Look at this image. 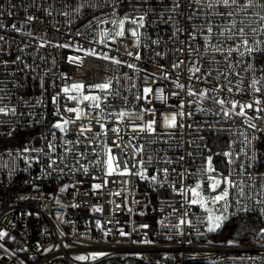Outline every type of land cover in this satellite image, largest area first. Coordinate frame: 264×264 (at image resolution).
I'll return each mask as SVG.
<instances>
[{
	"label": "built area",
	"instance_id": "built-area-1",
	"mask_svg": "<svg viewBox=\"0 0 264 264\" xmlns=\"http://www.w3.org/2000/svg\"><path fill=\"white\" fill-rule=\"evenodd\" d=\"M173 2L0 0V264H264V236L220 239L204 209L227 188L226 221L264 219V52L228 56L221 35L264 9Z\"/></svg>",
	"mask_w": 264,
	"mask_h": 264
},
{
	"label": "snow or ice",
	"instance_id": "snow-or-ice-1",
	"mask_svg": "<svg viewBox=\"0 0 264 264\" xmlns=\"http://www.w3.org/2000/svg\"><path fill=\"white\" fill-rule=\"evenodd\" d=\"M195 3L199 4L201 3V0H194ZM180 3L179 0H174L171 11L175 12L177 9L180 8ZM209 7H222L224 9H238L239 11H246L249 8H260V9H264V0H247L246 3L241 4L240 0H211V2L208 5ZM216 15H225L227 18L231 19L233 18L235 15H237V12L234 11H226L225 13H220L217 12L215 13ZM254 16H259V20L260 21H264V15H261L259 12H254L253 13ZM29 20L33 19V17H28ZM144 17H140V20L143 21ZM171 19V17H170ZM188 19L191 20L192 16L189 15ZM136 21L134 20L133 23H135ZM252 23H255V20H246V19H239L238 21L236 20H232V26L231 28H226L224 29V32L221 33V35H224L225 32L230 33V35L227 37L228 39H235V38H239V43L237 44L236 47H230L228 49V56H231L232 52H237L239 53L240 56H244V55H248L249 57H253L254 53H262L264 52V49L260 48L258 45L260 43H262L261 41H255L253 40L252 42V46L249 45V40L246 38L248 33H256L257 31H259L262 35H264V27H261L260 29H256V28H251L248 27L247 28V32H246V26L251 25ZM121 26H123V21H121ZM141 26H143V24L141 23ZM201 31H203L204 29L201 28ZM178 31H183V29H178ZM207 32L211 35L213 33V27L210 25L207 27ZM118 35H123V32L121 31L120 33H118ZM133 35L135 36L136 33L133 32ZM194 39V36H193ZM207 41V37L205 38ZM241 48L243 49V51H241ZM217 51H221L220 49H217ZM139 58V57H137ZM117 63H119V61H116ZM131 67V65H129ZM178 65H174V67H177ZM251 67V66H250ZM262 71H264V69H261ZM194 71L198 72L199 69L196 68ZM264 82V77H261L260 81H257L255 79H253L252 81V87L254 89L255 92H261L262 89L260 87H256L257 84ZM74 89L80 90L82 89L84 86L82 84H77V85H73L72 86ZM93 87L101 89V90H106L110 88V82L107 83H102V84H96ZM177 87L183 88L184 86L181 84H177ZM232 89L229 88V91H231ZM65 92L68 91V89H64ZM145 93L151 92L150 88H145L144 89ZM189 95H196V93L189 91ZM201 96H205V93H200ZM71 98V97H70ZM84 99H96L95 97H89V96H85ZM220 103L221 105L224 104L223 100H219V101H215ZM256 103H260L259 100L256 101ZM95 107H99L98 104L95 105ZM233 109L236 107L235 104L232 105ZM246 107L251 108L252 105L248 104L246 105ZM4 111V109H0V112ZM14 111V109H13ZM69 111H72V109H69ZM259 111V109H258ZM241 115H243V111H241L240 113ZM224 115L228 116L229 112L228 111H224ZM67 123V122H65ZM155 122L153 121L152 123H149L147 125V128L149 131H155V129L153 128V124ZM165 123L168 126H172L175 127L176 126V117L172 116L170 119L169 118H165ZM56 128H61V125L58 123L55 125ZM252 127H255V125H252ZM61 130H63L61 128ZM51 147V145H50ZM225 156H230V153H224ZM111 160L112 158H109V168L111 169ZM167 171V170H165ZM205 171L207 172H213L215 171V169L212 167V157L209 156L207 158V168L205 169ZM153 179H155V177H153ZM208 179L210 181H212V183L210 184V189L211 191L215 192L221 185V183H226L232 187H235V185L233 184L232 180L230 178H224V180H217L214 177L209 176ZM96 187H99V185H97ZM201 185L197 184L195 188L190 189L191 193L193 196H197L200 197L201 193L198 191V189H200ZM241 195H243V190L241 189ZM229 196V191L227 188H224L221 190V193L214 196L213 197V202H218V201H222L225 200L227 197ZM193 204L195 203H203V198L201 197V199L198 200H192L191 201ZM247 211V209H245ZM210 221L212 220V217H209ZM227 219V217L224 216H218L215 218V222L212 226H210L208 228L209 232L215 231L216 229H218L221 226V222L223 220ZM4 235L3 233H0V236ZM261 235L264 236V229L261 230ZM78 259H84V257H78Z\"/></svg>",
	"mask_w": 264,
	"mask_h": 264
},
{
	"label": "trees",
	"instance_id": "trees-1",
	"mask_svg": "<svg viewBox=\"0 0 264 264\" xmlns=\"http://www.w3.org/2000/svg\"><path fill=\"white\" fill-rule=\"evenodd\" d=\"M224 234L220 237L242 243L251 244L262 241L261 230L264 229V219L254 214H242L237 219L226 221Z\"/></svg>",
	"mask_w": 264,
	"mask_h": 264
},
{
	"label": "rangeland",
	"instance_id": "rangeland-1",
	"mask_svg": "<svg viewBox=\"0 0 264 264\" xmlns=\"http://www.w3.org/2000/svg\"><path fill=\"white\" fill-rule=\"evenodd\" d=\"M120 32L122 31L123 34L126 33V34H129L135 41H137V37H138V30H137V27L136 26H132V27H126V25L123 24V26H120L119 28H117ZM133 32L136 33V35L134 36L133 35ZM90 97V96H89ZM84 101H93L92 99H84ZM228 200H229V197H227L225 200H222L220 201L222 203V209H216L214 207H211V208H204L205 211L208 213V224H209V227L212 226L215 222V218L218 217V216H224V217H228L226 214H224V211L226 210L227 208V204H228ZM212 217V220L210 221L209 217ZM227 219L223 220L221 222V226L216 229L215 231H212V233H215L217 232L219 229H222L224 228L225 226V222H226ZM226 238V237H224Z\"/></svg>",
	"mask_w": 264,
	"mask_h": 264
}]
</instances>
